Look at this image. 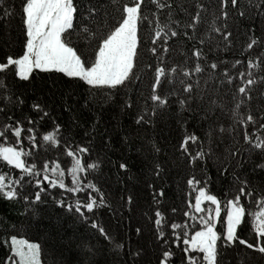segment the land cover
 <instances>
[{"label": "snow or ice", "instance_id": "snow-or-ice-1", "mask_svg": "<svg viewBox=\"0 0 264 264\" xmlns=\"http://www.w3.org/2000/svg\"><path fill=\"white\" fill-rule=\"evenodd\" d=\"M189 7L177 0H19L18 5L0 0V25L10 26L18 18L22 35L20 51L0 57V162L8 169L0 170V198L24 201L34 217L45 214L43 206L50 200L89 224L104 246L81 241L82 264H144L148 249L139 239L113 236L95 218L98 210L107 209L123 221L120 210L131 213L134 197L106 190L101 178L107 158L90 140L68 135L46 103L32 101L29 112L18 116L27 98L9 87V74L23 82H34L40 74L67 78L69 86L89 90L92 99L85 98L86 107L97 103L99 94L100 104L130 111L138 127H155L165 116L178 125L177 151L188 169L183 209L164 210V187L148 184L152 215H144L151 222L155 264H232L230 251L237 246L264 258V30L256 35L264 25V0H213L208 5L194 0ZM210 7L206 41L197 33ZM232 17L251 21L241 52L246 60L210 56L213 33L225 48L233 46ZM181 37L194 43L178 49ZM257 48L261 51L254 54ZM177 51L180 61L173 59ZM57 83L53 79L49 87ZM225 100L231 104L227 112ZM46 120L50 124H42ZM190 122L203 132L189 131ZM151 146L161 152L156 142ZM116 166L129 171L124 160ZM210 166L217 180L226 181L221 193L212 190ZM164 171L156 162L154 180L162 179ZM244 227L253 233L251 241L240 235ZM130 232L140 238L143 228ZM3 243L10 250L4 264H42L39 242L13 234Z\"/></svg>", "mask_w": 264, "mask_h": 264}, {"label": "trees", "instance_id": "trees-1", "mask_svg": "<svg viewBox=\"0 0 264 264\" xmlns=\"http://www.w3.org/2000/svg\"><path fill=\"white\" fill-rule=\"evenodd\" d=\"M17 5L19 0H15ZM186 7L194 4V0H177ZM206 5L211 4L213 0H202ZM218 4V0H215ZM244 3V0H241ZM189 10L191 8L189 7ZM212 9L207 13H202V27L197 33V37L205 38L212 20ZM218 14V13H217ZM251 15V11H249ZM163 19V17H162ZM221 23V22H218ZM251 21H246L239 17H232L228 21L229 30L233 32V46L225 48L222 38L213 33V52L218 60L227 58L232 61L236 58L246 60V55H241L249 33L247 29ZM146 22L142 25V31L147 38ZM264 25L257 28L256 35H261ZM22 35L20 32V22L17 18L12 21L10 26L0 25V57L5 53L15 54L20 51V41ZM219 42V50L215 45ZM194 41H186L183 37L176 41V46L188 48ZM145 51H147L145 49ZM205 51H208V45H205ZM261 49L254 50L259 53ZM150 55V54H148ZM147 58V57H146ZM173 59L180 61L183 59L179 52L173 53ZM264 75V73H261ZM9 87L18 93H23L27 98L23 106V112L17 111V115L29 112L28 105L35 100L46 103L52 113V116L58 120L67 129V134L75 141H91L96 152L102 153L106 157L103 167V176L101 181H106V190L114 195L118 192H130L134 197L133 211L129 213L126 209H121L124 220L121 221L118 216L112 215L107 209H100L96 212L95 218L105 227L113 236L127 237L132 235V239H139L148 249L144 256V264L149 261L155 264L154 245L152 243L151 222L145 217L152 215L151 195L148 187L149 183L155 182L158 186L165 189L166 198L162 208L168 210L171 206H177L183 209V195L185 191L184 178L188 171L185 161L180 157L178 141L181 136L178 125L165 116L162 120L158 118L155 127H138L133 122L132 113L120 112L115 105L100 104V96L96 95L97 103L90 104L87 107L84 104L85 98L92 99L89 90L78 87L72 83L69 86L67 78L61 79L59 76L51 77L46 74L37 76L34 82H23L13 79L9 74ZM53 79L57 80V86L50 88ZM147 79H145V85ZM143 87V86H142ZM226 107L224 112L231 107V104L225 100ZM222 115V120L228 121V115ZM99 118V119H98ZM0 119H3L0 116ZM44 125L50 124V121L42 122ZM189 131H196L198 134L203 132L199 125L194 126L190 122ZM88 133V135H85ZM108 137H111V143H106ZM127 138V139H125ZM152 142H156L161 148L160 153L152 149ZM110 160L112 163H107ZM124 160L129 164V171L124 172L118 169L117 162ZM156 162L163 164L165 171L162 173V179L154 180L152 169ZM63 166V165H62ZM0 170L8 169L0 162ZM213 175L214 183L212 190L215 193H221L226 187V181L221 182L216 179L215 168L209 167ZM91 178V177H89ZM70 176H66V183ZM25 192L30 191L26 187ZM55 194V193H54ZM119 208V204L115 205ZM45 214L42 217H34L26 211L25 203L22 200L8 201L0 198V264H4L7 255L10 254L9 248L3 243L6 237L13 234L29 239L41 244L42 264H82L84 254L80 248L81 241H88L96 244L98 247L104 246L103 238L90 227L89 224L73 218L62 209L57 208L49 200L43 206ZM250 210H257L254 206H249ZM180 212L175 214V219L179 220ZM130 221V226L126 222ZM142 226L143 235L140 238L130 232V228ZM240 235L251 241L253 233L250 228L244 227ZM179 253V249H176ZM229 259L232 264H240L244 260L245 264H264V258L258 253L246 249L244 246H237L235 251H230Z\"/></svg>", "mask_w": 264, "mask_h": 264}]
</instances>
